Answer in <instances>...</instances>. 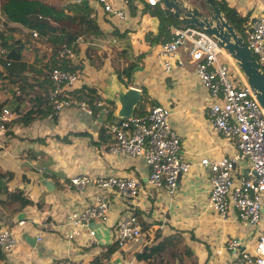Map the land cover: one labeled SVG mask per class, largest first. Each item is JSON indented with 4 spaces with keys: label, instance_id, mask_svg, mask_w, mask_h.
I'll return each instance as SVG.
<instances>
[{
    "label": "crops",
    "instance_id": "crops-1",
    "mask_svg": "<svg viewBox=\"0 0 264 264\" xmlns=\"http://www.w3.org/2000/svg\"><path fill=\"white\" fill-rule=\"evenodd\" d=\"M227 1L240 15L248 16L249 22L260 12H264V0ZM87 4L91 6L88 0ZM144 7L145 4L140 3L132 5L131 20L126 27L114 25L110 19L99 17L97 23L108 38L102 41L103 44H98L101 47L98 53L108 55L105 48L108 43L126 46L128 51L123 47L120 48L122 51H118L124 69L127 61L123 60L124 56L121 53L130 52L131 49L143 50L141 56L131 60L141 59L143 64H140L137 70L145 75L147 86L151 87L148 94L154 92L151 95L155 99L154 106H168L172 109L173 124L182 137L184 154L195 165L192 172L180 178L179 187L173 196L165 190L146 187L130 207L115 193H107L111 204L109 220L107 223L93 224L98 232L99 244L86 246L81 242H74L71 245L66 241L64 229L69 212L85 206L91 201L93 194L98 192V189L92 187L86 191H79L72 186L71 179L77 175L129 174L146 181L148 166L142 158L126 159L113 155L110 152V145L113 142L106 143L109 139L106 134L104 137L100 136L99 131L104 124H96L98 115L91 117L77 107L66 109L56 121L46 118L29 126L22 125L18 130L15 128L17 137L11 140L8 149L4 147L6 133L0 137V166L3 173L8 172L15 176L13 181L20 179L23 184L19 185V190L24 192L32 204L28 205L23 213L9 217L4 212V216L0 217V229L2 225H8L16 230L19 238V245L13 252L3 253L4 257L0 259V264H53L62 258H72L80 264H93L98 257L103 259L102 264L114 262L124 264L126 257H136L138 264H155L157 260L154 256L145 260H139L136 256L146 249L149 250L153 245L154 253L161 254L158 256L161 262L157 264H226L228 255L220 256L217 251L228 239L245 238L254 246V227L243 224L235 215L224 221L208 207L211 173L200 165L201 159L206 157L211 159L234 157L238 153L237 141H229L213 130L208 119L211 99L207 90L199 83L195 71L196 63L190 60L188 55L182 53L184 66L176 65L169 74L164 72L162 60L156 50L159 42H151L147 38L150 33L154 35L159 33V20L149 12L143 11ZM38 47L48 55L47 58L44 56L45 61H48L51 48L46 44ZM81 47L85 49L87 44L82 43ZM36 58L27 62L34 63ZM156 66L165 76L155 77ZM87 67L84 70L85 74L88 71ZM85 76L83 74L82 86L96 89L102 100L110 105L111 110L113 106L117 109L116 88L120 82L116 79L117 73L103 79L102 85L97 80L95 83H88ZM136 79L138 77L135 72L133 82ZM124 81L128 82L129 79L124 76ZM120 83L127 88L126 83ZM136 88L144 90L143 87ZM109 101L116 102L112 106ZM137 108H140V104ZM148 108L144 105L146 112L150 110ZM111 138L114 141L112 135ZM18 150L20 154L17 155ZM9 178L11 180V177ZM44 180L52 182L55 190L49 191L43 183ZM9 187L11 191L16 190L11 181ZM184 209L191 213H201L202 217L196 224L203 230L205 237L201 239L193 235L189 237L176 231L178 222L183 229L186 228L182 220L170 219L167 221L169 223H166L157 219L163 211L181 212ZM130 210L138 212L142 217L141 223L145 230L143 239L138 243H130L125 250L119 248L111 257H104L103 254L116 242L119 218ZM210 213L219 221L215 223L209 219ZM20 216L28 220L23 228L17 227V221L22 220ZM160 229H168L167 236L163 235ZM39 234L44 237L42 242L37 240Z\"/></svg>",
    "mask_w": 264,
    "mask_h": 264
},
{
    "label": "built area",
    "instance_id": "built-area-1",
    "mask_svg": "<svg viewBox=\"0 0 264 264\" xmlns=\"http://www.w3.org/2000/svg\"><path fill=\"white\" fill-rule=\"evenodd\" d=\"M81 4L86 0H71ZM90 17L95 21L110 19L114 25L126 27L131 20L134 4H147L167 9L164 0H88ZM242 16V15H241ZM246 27L248 47L256 57L264 73V12H260ZM172 37L156 45L165 73L176 65L184 66L182 53L196 63V75L200 85L209 93L211 103L208 119L213 130L229 141H237L238 153L234 157L203 158L200 165L211 173V195L208 207L224 221L233 215L245 225L255 228V242L245 238L228 239L217 254L228 255L226 264H264V108L247 82L239 63L221 45L220 40L209 34L206 28L172 26ZM38 37L37 31L33 32ZM36 41V40H35ZM63 59L77 60L74 50L64 47L59 52ZM86 59V58H84ZM89 65L86 62V67ZM232 67L236 70L233 71ZM85 70V69H84ZM84 70L71 72L59 68L50 71L53 89L50 93L52 112L47 119L56 121L69 108L77 107L91 117L95 108L100 110L96 124H105L114 141L110 145L113 155L126 159L142 158L148 166L146 181L132 175H77L71 184L79 191L92 187L98 189L91 201L80 209L69 212L64 229L66 241L73 245H98L95 222L107 223L110 217L109 192L115 193L128 207L136 202L146 187L165 190L173 196L180 178L192 172L195 166L183 151L182 137L173 124V112L168 106H153L143 115L108 123L111 107L102 99L92 106L87 98L79 99L73 92L82 88ZM17 113L5 107L0 110V137ZM28 220L17 221L23 228ZM145 234L139 216L126 211L117 223L116 241L125 250L130 243H138ZM43 235L37 236L42 242ZM19 245L16 230L8 225L0 229V250L7 254ZM254 248V251H253ZM53 264H80L72 258H62ZM124 264H138L136 257H126Z\"/></svg>",
    "mask_w": 264,
    "mask_h": 264
},
{
    "label": "trees",
    "instance_id": "trees-1",
    "mask_svg": "<svg viewBox=\"0 0 264 264\" xmlns=\"http://www.w3.org/2000/svg\"><path fill=\"white\" fill-rule=\"evenodd\" d=\"M217 3L230 24L241 36L245 35V25L251 22H249L250 18L241 16L238 10L233 8L227 0H217ZM0 11L7 26H13L7 30L0 29V46L2 48L0 66L7 70V72L0 71V78L7 80L14 86V90L11 91L12 97L0 102V110L7 107L17 113V118L10 125L18 123L29 126L36 121L46 119L52 112L50 93L54 84L50 79V71L55 68L71 72L83 71L86 68V62L91 64L96 60H101L98 53V49L101 47L98 44H103L102 41L108 36L103 33L97 21L90 17L92 8L85 2L77 4L71 0H1ZM143 11L149 12L159 20V33L157 35L150 33L147 36L151 42H166L172 37V26H183L168 9L145 4ZM18 30L21 33L23 31L22 38L15 37V32ZM34 31L39 33L36 38L33 35ZM35 40L51 48L49 60L46 63H43V59L40 60L39 57L34 63H28L24 60V50L31 41ZM82 43L87 44L85 49H82ZM64 47L72 48L78 56L77 60L60 58L59 52ZM121 55L125 57L127 66L123 70L117 68L116 72L120 81L126 83L128 88L129 81L125 82L124 76L132 80L140 64L137 60H131L127 51L122 52ZM44 56L45 58L48 57V55ZM143 92L145 96L146 91L143 90ZM73 94L79 99L87 98L92 106H94L95 101L102 99L96 89L88 86L75 90ZM115 102L109 101L112 106ZM144 102L145 98L143 97L140 108L136 109L135 114L143 115L146 113ZM115 111L116 108L113 106L108 123L112 121ZM98 113L100 110L95 108V117ZM99 133L101 137L102 135L109 137L106 143L111 144L113 142L105 124L101 126ZM8 176L12 178L11 173L0 171V207L10 217L23 213L26 207L32 204V201L24 195L22 190H10V178ZM135 213L142 222L141 215L138 212ZM161 245L163 246L164 243ZM154 246L149 250L146 249L142 254H137V258L145 260L154 256L157 260L155 264L161 262V258L158 257L161 254L156 255L154 253ZM118 250L119 245L116 241L103 256L111 257ZM3 257V252L0 250V259ZM102 260L101 257H98L93 264H102Z\"/></svg>",
    "mask_w": 264,
    "mask_h": 264
},
{
    "label": "water",
    "instance_id": "water-1",
    "mask_svg": "<svg viewBox=\"0 0 264 264\" xmlns=\"http://www.w3.org/2000/svg\"><path fill=\"white\" fill-rule=\"evenodd\" d=\"M203 1L211 9L210 14L201 12L196 6L192 8L187 7L180 0H164L166 8L184 26L206 28L209 34L220 40L221 45L239 63L248 84L264 108V73L261 72L256 57L248 47L243 36L225 18L217 1ZM85 3L87 4V0ZM116 79L120 81L118 75ZM120 82H118L116 88L118 107L113 115V122L133 116L144 97L142 90L136 87L126 88ZM43 183L49 191L55 190V185L52 182L44 180ZM3 213V209H0V217L4 216ZM20 219H23V216H20ZM113 264H116V262Z\"/></svg>",
    "mask_w": 264,
    "mask_h": 264
},
{
    "label": "rangeland",
    "instance_id": "rangeland-1",
    "mask_svg": "<svg viewBox=\"0 0 264 264\" xmlns=\"http://www.w3.org/2000/svg\"><path fill=\"white\" fill-rule=\"evenodd\" d=\"M180 1L185 6L192 8V7H195L197 4L199 5L200 4L199 2L201 0H180ZM0 2H1V0H0ZM10 27H13V26H7L5 18L0 11V29L7 30V29H10ZM181 27L184 28V25ZM22 33H23V31H22ZM22 33L20 30L16 31L15 37L16 38H22L23 37ZM242 36L246 39L245 35H242ZM40 45H43V44L38 43L37 41H31L30 44L27 46V48L23 52L24 59L26 61H33L34 58L39 57L40 60L43 59L42 60L43 63H46L45 58H44L45 52H42V48L38 47ZM106 45L107 46H105V48L107 49L108 55L104 56V53L101 52L100 57H101L102 61L96 60L94 63H91L90 66L87 67L88 71L86 72V74L84 73V75H86L85 79L88 83H95L97 80V81H100L101 85H102L104 83V82H102L103 79H106L109 76L116 75L117 68H120L121 70H123L122 66L124 64L122 65V63H121L122 57L118 55V51H122L123 49L128 51V48L124 45H118V44H112V43H111V45L109 43ZM122 47H123V49H120ZM35 50H39V52L37 53V51L35 52ZM0 53H2L1 46H0ZM142 53H143L142 49H138V50L131 49V51L128 52V54H129L128 56L130 59H137V57L141 56ZM154 57L156 58V55H154ZM123 60L125 61V57ZM118 61H120V62H118ZM137 62L139 64H143L141 62V59L140 60L138 59ZM144 66H146L145 63H144ZM157 70L159 72H157ZM232 70L235 71L236 69L232 67ZM0 71L7 72V70L2 66H0ZM139 71L140 70L136 71V75H137L138 79H136V81H134V82H133V80H129L128 84L133 86V87H136V86L143 87V89L146 91L144 104L146 107H149L151 109L154 105H156L155 99H153L151 96L152 94H154V92L152 94H148V90L151 87L147 86L145 75L140 73ZM161 71L162 70L156 66L155 77H157L159 75L165 76L163 71H162V73H161ZM91 77H93V78H91ZM3 83H5L6 85ZM3 85H5V86H3ZM154 86L157 87V85H154ZM12 90H14V86L12 84L8 83L7 80L0 78V102H4L6 99H10L12 97V92H11ZM15 128H17L16 130L21 129L22 125L18 124V123H13L10 125L9 129L7 130V132L4 136V141H5L4 147L6 149H8L10 144L12 143L11 140L17 137V134H15V130H14ZM11 129H13V130H11ZM1 149H3V148H1ZM16 153H17V155H18V153L20 154V150L16 151ZM0 171L2 172L1 166H0ZM14 178H15V176L12 175V178L10 181L13 184V186L16 187V185H18L16 187V190H19V185H21L23 183L20 181V179H15L13 181ZM18 182H19V184H17ZM185 209L182 210L181 212H177V211L169 212L168 210L163 211L160 213V215L157 216V219L160 220L161 222H166V223H169L167 221L170 219L176 220V221L182 220L183 226L186 228L183 229V227L180 226L181 223L178 222L177 223L178 226L175 228L176 231L182 232L186 236H189V237H191L192 235H193V237H198L199 239H201L203 236L205 237V234L202 233L203 230L200 229L196 224L197 222L200 221V218L202 217L201 213H199V214L191 213V212H189V210L185 211ZM209 219L214 220L215 223H216V221L217 222L219 221V219H217V217H213V215L211 213L209 214ZM159 231H163V235H166V236L169 233L168 229H160ZM186 233H188V234H186Z\"/></svg>",
    "mask_w": 264,
    "mask_h": 264
},
{
    "label": "flooded vegetation",
    "instance_id": "flooded-vegetation-1",
    "mask_svg": "<svg viewBox=\"0 0 264 264\" xmlns=\"http://www.w3.org/2000/svg\"><path fill=\"white\" fill-rule=\"evenodd\" d=\"M199 3L200 4L199 5L197 4L196 7H198L201 10V12H203L205 14L211 13V9L204 3L203 0H201Z\"/></svg>",
    "mask_w": 264,
    "mask_h": 264
}]
</instances>
